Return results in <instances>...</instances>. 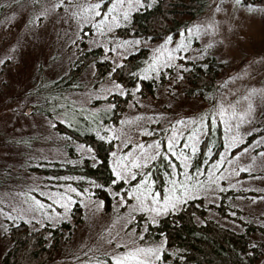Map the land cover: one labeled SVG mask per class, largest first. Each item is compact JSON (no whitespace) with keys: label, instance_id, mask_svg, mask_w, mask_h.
I'll use <instances>...</instances> for the list:
<instances>
[{"label":"rangeland","instance_id":"374dc122","mask_svg":"<svg viewBox=\"0 0 264 264\" xmlns=\"http://www.w3.org/2000/svg\"><path fill=\"white\" fill-rule=\"evenodd\" d=\"M101 1L60 6V0H0V264L11 243L7 226L17 220L30 228L65 222L49 264H115L117 257L141 248L147 253L140 257L145 264H158L163 241L146 237L143 222L129 224L141 212L155 222L197 198L204 216L223 226L245 231L251 222L258 227L251 235L262 242L256 264H264V0H206L180 34L159 40L113 34L128 23L131 11L155 0H110L103 9ZM96 46L113 65L146 46L139 73L156 81L150 94H140L138 83L130 88L131 98L115 123H105L112 116L110 102L89 113L81 109L92 99L125 91L113 77L95 85L96 64L80 71L75 89L61 94L48 89L77 55ZM208 62L216 65V73L220 68L211 85L200 94H183L173 77L191 72V65L206 69ZM165 67L172 70L169 78ZM41 105L47 111L40 112ZM57 122L114 138L109 162L121 185L113 181L108 186V208L93 187L77 188V176L30 168L74 162L70 155L86 153L85 145L57 131ZM173 137L179 159L167 151ZM153 155L156 159L144 161ZM134 162L141 167H132ZM152 162L160 168L165 163L159 186L145 171ZM145 178L155 201L142 195ZM172 180L177 181L174 190Z\"/></svg>","mask_w":264,"mask_h":264},{"label":"trees","instance_id":"16d2710c","mask_svg":"<svg viewBox=\"0 0 264 264\" xmlns=\"http://www.w3.org/2000/svg\"><path fill=\"white\" fill-rule=\"evenodd\" d=\"M109 1L102 0L101 8L103 9ZM205 4L206 0H155L151 5H142L131 11L128 23L116 28L114 35L148 36L152 40H159L167 35L177 36L183 28L188 27L189 19L200 14ZM142 47L124 55L115 65L110 58L101 57V46L85 48L83 54L74 58L66 72L49 84L48 89H51L52 94H61L65 89H75L73 83L79 80L80 71L89 63L96 64V72L91 77L95 85L102 77L108 76L113 77V80L122 85L125 91L122 94L113 92L103 98L92 99L89 103L81 105V109L84 113H89L94 107L108 106V103L105 105L100 103L110 102L112 116L109 120H105V123H115L122 116L125 105L131 98L130 88L138 83L137 91L146 95L150 94L152 85L156 82L153 78H143L139 73L140 63L147 53ZM205 59H202L203 62H207L204 61ZM165 68L168 69L166 77L169 78L172 70L170 67ZM215 68L216 65L210 62L207 63L206 69L191 65V72L183 74L181 72L179 77H173V82L177 84L176 81H179L181 86L179 87L178 84L177 86L183 94H191V90L193 94L196 91L202 92V89L213 82L217 74ZM160 79L163 82L159 73ZM38 109L40 112L47 111L46 106L43 105ZM56 127L57 131L67 136V141H78L85 145L86 153L79 154L80 157L70 155L76 159L74 163L55 161L51 162L52 166L49 167L31 165L30 168L39 172H50L53 175L77 176V188L83 189L85 183L93 185L95 195L103 198L104 206L108 208L111 202L108 186L113 181L115 186L121 185V180H115L109 162L114 138L105 140L102 137L104 135H96L87 127L81 131L60 122H57ZM201 146L203 148V144ZM162 166L165 167V163ZM163 167L160 168L152 162L145 168V171H149L150 176L155 178L157 186L162 179L159 170ZM197 199L184 202L182 207L159 215L155 222L148 219L144 213H137L129 226L135 224V227H139L143 222L146 227V237L163 241L164 248L158 264H256L262 242L255 239L251 232L258 227H252L251 222L248 223L245 231L223 226L215 219L204 216L205 206L199 205L201 201L200 198ZM221 209H224L223 205ZM76 212L77 218L79 210ZM196 217H200L201 220L197 221ZM64 224L65 222H62L52 226L47 223L30 228L23 220L9 221L6 235L11 243L5 249L1 261L3 264H49V260L57 250L59 238L63 235Z\"/></svg>","mask_w":264,"mask_h":264},{"label":"snow or ice","instance_id":"6c2138e0","mask_svg":"<svg viewBox=\"0 0 264 264\" xmlns=\"http://www.w3.org/2000/svg\"><path fill=\"white\" fill-rule=\"evenodd\" d=\"M35 2L39 3V0H35ZM71 2H72V0H60V6H62L64 3H71ZM118 2L122 3L123 0H118ZM237 2L239 3L240 0H237ZM99 6L100 5L97 4L94 7L98 8ZM96 14L99 15L100 13L97 12ZM41 15H43V13ZM126 18L127 17H125V19ZM175 139H176V137H173L172 140L168 141L167 151L170 152L172 154V156L177 157V159H179V156H177V153L173 150V148L175 146ZM140 147L143 148V145H141ZM149 147L151 148L152 145H149ZM155 147L157 149H159L161 147L160 143L157 142ZM184 147H187V145H184ZM192 151H195V149L193 148ZM156 155H159V152H157ZM156 155H153L151 157L145 156L144 157V161L146 162L148 159H156ZM180 155L184 157L185 161H187L188 158H189L187 155H184L183 152H181ZM165 159H167V157H165ZM145 166H146V163H145ZM168 166L173 168V169L175 168V165L172 164L170 161H169V165ZM132 167L140 168L141 167V163L140 162H134L132 164ZM182 175H184L186 179H191V177H189L187 175V173H182ZM132 178L135 179V176H133ZM170 183L172 184L173 190H174L175 187H176L177 181L176 180H172V181H170ZM181 183L183 184V181H181ZM145 186H147V187H145ZM141 189H142V195L145 196V199H147L149 196H151L153 201H155L156 194L151 192V186H150V182H149L148 178L144 179L143 184L141 185ZM169 199H171V197ZM40 206L43 207V205H40ZM148 251H151V250H148ZM141 255H147L145 250L142 249V248L141 249H137L134 252H129L127 255L117 257L115 259V264H129L130 261H134L135 264H145V261L140 259Z\"/></svg>","mask_w":264,"mask_h":264}]
</instances>
